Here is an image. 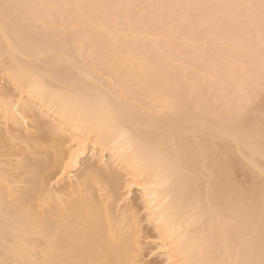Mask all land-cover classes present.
Returning <instances> with one entry per match:
<instances>
[{"label": "bare ground", "instance_id": "1", "mask_svg": "<svg viewBox=\"0 0 264 264\" xmlns=\"http://www.w3.org/2000/svg\"><path fill=\"white\" fill-rule=\"evenodd\" d=\"M2 18L0 20L5 23L6 19H3V21ZM0 26L4 27L3 24ZM5 28L1 31L0 27L1 33H4L2 36L0 35V51L4 48L3 52H9V50L16 47H13L14 43L11 45V42H9L4 32ZM2 38L3 40L6 38V40L2 41ZM5 43L10 45H8L9 50L8 47H5ZM110 53L112 55V51ZM117 54L120 55V53ZM121 58H119L121 61L118 58L117 61L115 58L114 60L116 63H122L124 59ZM121 63H118L120 67L122 66ZM142 63L140 62V64ZM119 65L114 66L112 64L111 66L120 68ZM131 65L129 62L127 70L124 69L125 67L122 68L126 71L132 69V71L129 70L130 73L137 76L138 74H134V65L133 68L130 67ZM23 66V64L18 65V62L14 63V66L8 65L6 75L9 76L8 78L13 84L15 83L14 86H20L21 92L24 90V93L26 90L25 95L28 94V97H26L28 102L21 104L12 100V102L10 100L5 101V99V102H0V113L5 119L13 120L15 117L13 114L19 111V114L21 113L20 115L24 116L23 118H30V127L34 131V133L27 134L24 137L25 139L28 136L27 139H23V142L25 141L23 144L26 143L24 152H29L28 155L26 154L27 159L23 160L25 164L22 162L24 168L21 167L24 175L23 179L25 178V182H22L26 183V188L24 186L21 196H17V189L19 188L16 184L19 181L14 183L15 180H12L14 176L11 177L13 174L8 175L9 172H7L4 176L5 171H2L3 173L0 171V264H131V255L134 248L133 240L137 234L134 222L138 221L137 214L139 213H136V208L139 207L136 204L137 200L143 202L144 207L142 209L146 211L148 225L151 224L153 231L156 232L155 239L161 243L162 247L167 249L168 258L172 261V264H264V175L262 174L263 177H261V173H264V163H261L264 160H261L260 163V159L255 157V154L259 155V151H261L259 149L262 147L257 151V148H253L257 143H251L253 147L241 148V144L243 145L244 139L247 140V137L238 136V129L235 133L230 129V126L228 128L225 125L221 124L220 126L218 124L216 128L213 126L215 121L212 125L210 122L207 124L201 122L202 127H215L212 135L209 133L211 136L209 135L210 137L208 136L209 139L207 140L193 141L191 138L183 139L185 136L182 135V141L184 142L181 143V137L176 134V131L182 129L183 126L178 128L181 125L172 122L174 120H171V123L165 120L164 123L169 122L171 127L174 125L175 130H173V127L159 128V130L157 128L156 131L150 133L144 122L141 123L133 118V120L128 119L131 118L129 115L126 118V114H124L126 112H122L123 108L121 111L118 108L119 105L116 107L111 103L112 101L109 102V98L107 100L103 97L105 94L101 93L100 95L98 93V96L96 93H92L93 95L89 93L92 96L87 95L88 92L86 91L90 89L86 86L88 82L85 84L86 88L84 87L85 93L83 85L76 84L80 82L77 81L79 77H77V72L76 76H73L75 74L74 70V73L71 74L72 78L70 75L68 77L71 79L72 84L74 83V86L69 81L68 85L71 84L73 87L66 85L69 89L65 90L62 88L63 86L58 88L50 83L48 79L46 80L50 72L53 73L55 70L50 69L51 71H48V74L47 69L41 70L38 67L31 66L33 67L31 68L33 70H31L30 67L27 69L26 66ZM34 68L41 71L38 70V72ZM59 71L61 72L60 69ZM59 71L57 70V72ZM41 72L45 75H41L43 74ZM51 76L54 77L53 79H58V77H55L56 75L52 74H50L49 79H52ZM83 76L86 78L84 74ZM74 77H77L75 82L73 81ZM137 79L140 80V78ZM171 82L169 81V84ZM64 83L67 84V82ZM30 88L34 90L30 91ZM94 89L91 91H95ZM186 91L188 92V90ZM187 95L190 98L189 93ZM95 96H102V98L97 99L94 98ZM0 98L2 97L0 96ZM177 103L174 105H177ZM115 104L119 103L116 102ZM37 105L43 107L41 110L44 113L45 108L46 111L50 109L51 112L54 109L57 110L56 112L63 119V123L67 122L69 128L71 125V130L75 129L76 132H81L79 133L80 139L75 144V150L67 153V156L65 155V162L62 159L61 146H58L56 140L52 137L58 127L56 126L58 123L57 113L53 112L56 117L52 113L56 121L52 119V122L45 124L46 121L43 123V116L46 113L43 114ZM178 105L177 107H179ZM196 106L200 107L197 104ZM191 108L193 109V107ZM201 110L197 109L196 111ZM204 112L201 114H204ZM216 113L218 112L214 111L210 114ZM193 115L189 113V116ZM163 116H165V113ZM221 116L223 115L221 114ZM218 119L217 121L220 120ZM47 140L51 144H48L49 149L52 148L53 150L49 151L50 153L53 152L54 155L49 156L50 154L44 152V157L29 160L30 150L34 151L40 141L47 143ZM87 140H90L93 146L99 147L100 152L108 148L112 156L115 154L114 160H118L117 162L121 163L120 165H124L125 168L122 166L121 169L128 171V182L125 183V180H122L125 177L123 171L117 172L120 168L115 171V168L105 167L106 164L100 166H103V168H99V166H92L95 163H87L90 165L82 167L83 169L78 173L79 176H77L76 182H64L62 185L60 184V188L53 190V192L56 190L57 192L51 193L52 189L49 190L45 187H48L49 180L45 184L46 175L43 176V171L55 169L52 171L55 172L60 169L61 177L65 175L68 169L76 166L82 158L84 148L88 144L86 143ZM251 140L252 142L255 141L254 139ZM262 140L264 141L263 138ZM246 142L244 144L247 146L248 142L247 144ZM38 145L41 146V143ZM251 145L249 143V146ZM39 148L41 149V147ZM240 155H242L241 159ZM237 165L239 169L244 167L250 172L248 177L252 184L251 189L241 191L233 183L232 178L238 168ZM205 170L206 172L209 171L210 174H206ZM258 170L261 171H259L261 176L257 173ZM204 174L207 176L206 180H208L209 175L211 176L209 182L203 180ZM7 175L10 177L7 178ZM121 181L125 184L136 185L141 194L139 199L125 204L116 213V209L113 211V206L116 207L114 204H116L117 198L121 194L119 193L123 186ZM205 181L208 184L210 183L207 184L208 188ZM95 182L99 185L103 182V185H100L101 188L97 184L100 190L91 185ZM93 188L102 194L95 192V195ZM123 188H129V186ZM99 194L104 195L103 198L97 197ZM102 203H104V206ZM135 214L137 218L134 221ZM193 221L204 225V227H200L205 230L198 232L200 236L198 233L192 235L194 237L191 238H196L195 240L190 241L187 237L188 241L186 231L188 226L190 229L191 226L196 224ZM201 234L205 236L201 237ZM249 234L252 236L250 235V237Z\"/></svg>", "mask_w": 264, "mask_h": 264}, {"label": "rangeland", "instance_id": "2", "mask_svg": "<svg viewBox=\"0 0 264 264\" xmlns=\"http://www.w3.org/2000/svg\"><path fill=\"white\" fill-rule=\"evenodd\" d=\"M262 2L264 0H0V17L5 16L1 18L2 20L6 19V21L3 20L6 24L0 20V25L3 24V28L6 27L4 32L11 45L14 43L13 47H16L9 50L10 45L5 43L9 52H3L4 48L0 51V96L2 97L0 102H3L4 99L21 104L28 102L26 100L28 94L25 95L26 90L24 93V90L21 92L20 86H14L15 83L11 82L9 76L7 77L6 68L8 65L14 66V63L18 62V65L23 64L27 69L34 66L41 70L47 69L46 72L55 70L54 74L52 72L50 74L56 75L55 77L58 79H53L52 76V79H49V72V77L45 78L58 88L63 86L62 88L65 90L69 89L67 86H71L72 82L68 77L69 75L71 77L75 71L73 76H76L77 72V77H80H78L79 79L76 77L77 81L80 82L76 84L83 85L84 92L86 91L85 84L88 82L86 86L90 89L86 91L88 92L87 95L92 93H96L98 96L101 93L105 94L103 97L107 100L109 98V102L112 101L111 103L116 107L119 105L118 108L121 111L123 108L122 112H126L124 113L126 118L129 115L131 118L128 119L133 118L141 123L144 122L150 133L156 131L157 128L159 130V128L171 127L169 122L167 124L164 121L171 123V120H174L172 122L181 125L174 123L179 126L178 128L183 126L182 129H177L178 133L176 131V134L181 137L180 142L182 143L184 142L182 135L185 136L183 139L207 140L212 135L216 125L221 126L222 124L228 128L230 126V129L235 133L238 132V136L247 137V140L244 139L243 145L241 144V148L253 147L251 143L258 144L253 147L254 149L257 148V151L262 147L259 149L261 150L259 155L255 154L261 163L264 160V151L262 152L264 149V141L262 140V138L264 139V132H261L264 131V9L261 7ZM77 7H82L85 10L82 8L79 10ZM0 27L3 31L2 26ZM2 34L4 33L2 32L0 35L2 36ZM5 40L2 38V41ZM110 51H112V55ZM117 53H120L121 56ZM115 55L118 60L120 57L124 59L123 64L121 62L116 63ZM125 58H127L126 61ZM124 61L126 64L128 62V67L129 62L130 65L132 64L130 67L134 65V68L132 67L134 74H138L135 76L140 80L135 79V76L130 73L132 69L126 71L128 67ZM140 62L144 65L141 66ZM118 63H121L122 66L120 67ZM112 64L114 66L117 64L120 68H117L118 66L112 67ZM262 64L263 66H261ZM86 66L90 68L88 69ZM122 67H125L126 70ZM38 68L34 69L38 71ZM55 72L61 75H57ZM41 75L44 76L45 73ZM76 78L73 79L74 82ZM69 81L71 84L68 85ZM169 81L173 82L169 84ZM65 86L67 89L64 88ZM51 89L53 88L51 87ZM93 89L95 91L92 92ZM188 93L190 98H188ZM94 98L98 99L102 96H95ZM113 101L119 104H115ZM176 103L179 104V107L174 105ZM196 104L204 109L196 106ZM37 107L40 110L43 109L42 106L37 105ZM194 107L202 110L199 113ZM207 109L209 114H206ZM44 110L46 114L41 110L45 114L43 123L45 121V124L52 122V119L56 121L55 113L57 110H53L55 113L49 111L50 109L46 111L45 108ZM202 111H205L204 114H201ZM214 111L219 114H212V116L210 113H214ZM52 113L55 114V117ZM164 113L166 117L168 116L167 118L163 116ZM189 113L196 115L189 116ZM20 114L19 111H16L13 114L15 120L9 118L10 121L0 113V171H5L4 176L7 172H9L8 175L13 174L11 177L14 176L12 178L15 180H13L14 183L19 181L16 184L19 188L17 189L18 197L21 196L24 186L26 188V183L22 182L25 178L23 179L21 167L24 166L29 151L24 152L26 143L23 144L25 142L23 139L27 134L34 133L30 127V118L26 117L25 119ZM198 117L199 119H197ZM194 118L196 119L194 120ZM57 119L58 123L56 122L57 125H55L58 127L52 137L58 146H61L62 159L64 160L67 153L75 150V144L80 139L79 133L81 132H76L75 129L71 130V125L69 124V128L67 122L63 123V119L58 113ZM201 122H205V124L210 122L211 125L214 122L213 126L215 127H202ZM172 127L174 128V125ZM77 134L78 136H76ZM27 138L28 136L25 139ZM250 138L256 142L254 140L252 142ZM246 141L248 142L247 146L244 144ZM44 142L46 141L44 140ZM44 142L40 141L41 146L38 145L40 143L37 144L35 150L38 153L35 150H30L29 160L44 157V152L50 154L49 156L54 155L53 152L50 153L49 151H53L52 148L49 149L50 142ZM86 143L84 153L78 164L70 167L62 177L60 169L52 172L55 169L50 171L47 168L48 170L43 171V176L46 175L45 184L49 180L48 187H45L49 190L52 189L51 193L58 187L60 188L64 182L73 183L77 180L82 167L90 165L87 163H95L96 165L93 164L92 166H99V168H103L106 164L105 167L115 168V171L120 168L117 172L123 171V176L125 174L122 180H125V183L129 180L127 178L129 176L128 171L121 169L122 166L125 168L124 165H120L118 160H114L115 154L112 156L108 148L100 152L99 147L93 146L90 140H87ZM39 151H43L42 154ZM260 153L263 155L261 156ZM263 163L264 161L261 164ZM101 165L103 166L100 167ZM237 167V170L235 168L234 171H236H233V183L241 191L251 189L252 184L248 177L250 172L247 171V168L240 166L241 169H239L238 165ZM259 171L257 173L260 175L261 171ZM262 174L264 175L263 172ZM8 175L7 178L10 177ZM203 177V180L207 179L205 174ZM209 177L211 176L209 175L208 180H206L208 182ZM123 181H121L122 190L119 191L121 198L118 196L119 202L114 204L117 208L112 207L113 211L116 209V213L125 204L139 199L141 194L136 185L125 184ZM95 183L91 185L98 188V183L96 185ZM100 185L102 186L103 182ZM100 185L98 184L101 188ZM124 186H129V188H123ZM96 190L94 189V194L95 192L101 193ZM101 194L97 197L103 198L104 195ZM140 201L137 200L136 202L139 205L136 208V213H139L137 214L138 221L134 222L137 234L133 240L135 250L133 248L131 264H172L168 258L167 249L155 239L156 232L153 231L151 224L148 225L146 211L142 209L144 204ZM102 205L104 206V203ZM112 214L115 216L114 213ZM137 215L135 214L134 221ZM193 223L196 224H191L193 226L190 229L188 226L186 231V239L188 237L190 241L196 239H192L194 237L192 235L205 230L201 223L194 221ZM204 236L201 234V237Z\"/></svg>", "mask_w": 264, "mask_h": 264}, {"label": "snow or ice", "instance_id": "3", "mask_svg": "<svg viewBox=\"0 0 264 264\" xmlns=\"http://www.w3.org/2000/svg\"><path fill=\"white\" fill-rule=\"evenodd\" d=\"M261 7H262V9H264V2H262ZM29 90H30V91H33L34 89L30 88Z\"/></svg>", "mask_w": 264, "mask_h": 264}]
</instances>
